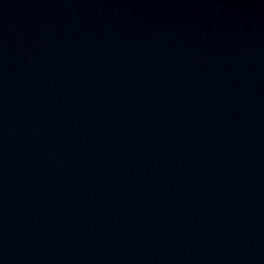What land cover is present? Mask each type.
I'll return each mask as SVG.
<instances>
[{
    "label": "water",
    "instance_id": "95a60500",
    "mask_svg": "<svg viewBox=\"0 0 264 264\" xmlns=\"http://www.w3.org/2000/svg\"><path fill=\"white\" fill-rule=\"evenodd\" d=\"M0 264H264V0H0Z\"/></svg>",
    "mask_w": 264,
    "mask_h": 264
}]
</instances>
